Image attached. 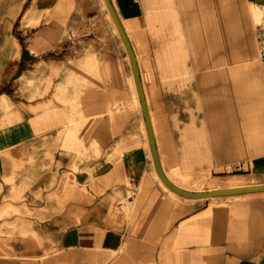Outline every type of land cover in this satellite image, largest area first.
<instances>
[{"label": "crops", "instance_id": "1", "mask_svg": "<svg viewBox=\"0 0 264 264\" xmlns=\"http://www.w3.org/2000/svg\"><path fill=\"white\" fill-rule=\"evenodd\" d=\"M112 1L141 72V56L167 54L170 39L213 43L222 29L248 21L249 6L264 4ZM259 60L245 62L236 79L241 123L217 102L225 123L212 128L215 170L241 171L213 176L214 186L194 187L200 180L186 171L180 181L171 175L149 104L163 167L180 186L264 183ZM217 76V91L229 94L228 73ZM0 264H264V190L190 197L160 177L131 58L106 0H0Z\"/></svg>", "mask_w": 264, "mask_h": 264}, {"label": "rangeland", "instance_id": "2", "mask_svg": "<svg viewBox=\"0 0 264 264\" xmlns=\"http://www.w3.org/2000/svg\"><path fill=\"white\" fill-rule=\"evenodd\" d=\"M256 5V12L248 7V21L241 19L234 31L223 32L222 29L213 43L205 38L170 39L167 54L151 60L141 56L143 80L160 146L172 167L170 173L177 180L184 171L188 176L195 175L200 182L194 187L214 186L213 176L241 171L226 167L215 170L212 128L225 123L224 112L217 105L220 100L224 106H230V119L235 117L241 123L244 111L246 113L245 97L236 79L245 73L242 71L245 62H260L255 31L263 11L261 4ZM224 72L231 80L229 94L226 90L217 91L221 83L211 78L213 74L220 75L214 77L219 80ZM247 73H251L253 80L254 72ZM252 87L249 94L257 96L255 85ZM133 198L131 194L127 203L131 204Z\"/></svg>", "mask_w": 264, "mask_h": 264}, {"label": "water", "instance_id": "3", "mask_svg": "<svg viewBox=\"0 0 264 264\" xmlns=\"http://www.w3.org/2000/svg\"><path fill=\"white\" fill-rule=\"evenodd\" d=\"M109 9L113 15V18L117 24L118 30L123 38V41L127 47V50L129 52L133 71L139 91V96L141 99L142 109L146 120V125L148 129L149 139L153 151V156L155 160V164L158 170V173L160 177L163 179V181L174 191L190 196V197H209V196H216V195H225V194H237V193H244V192H250V191H258V190H264V183L262 184H253V185H244V186H233V187H226V188H217V189H208V190H190L187 188H184L177 184L175 181H173L169 175L166 173L162 160L161 155L159 152V147L157 143V138L155 134V129L153 125V120L151 116V111L149 108V103L147 99V94L145 91L144 81L142 77V72L139 64V59L137 56V53L135 51V48L132 44V41L129 37V34L127 33V30L113 4L112 0H106Z\"/></svg>", "mask_w": 264, "mask_h": 264}, {"label": "built area", "instance_id": "4", "mask_svg": "<svg viewBox=\"0 0 264 264\" xmlns=\"http://www.w3.org/2000/svg\"><path fill=\"white\" fill-rule=\"evenodd\" d=\"M262 11H263L262 18L259 21L256 29V40L260 52V58L264 64V4H262ZM239 168L240 165L238 164H234V165L232 164L227 166V169L232 171L237 170ZM130 201L133 202V199H131Z\"/></svg>", "mask_w": 264, "mask_h": 264}]
</instances>
